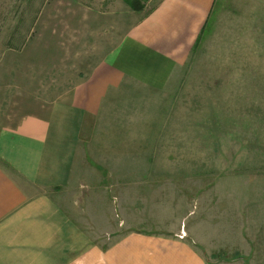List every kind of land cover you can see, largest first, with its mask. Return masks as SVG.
<instances>
[{"label": "rangeland", "instance_id": "1", "mask_svg": "<svg viewBox=\"0 0 264 264\" xmlns=\"http://www.w3.org/2000/svg\"><path fill=\"white\" fill-rule=\"evenodd\" d=\"M159 1L0 0V131L25 116H47ZM129 105L145 115L146 139L155 129L156 167L143 168L151 176L143 187L115 182L117 170L107 164L118 161L106 159L91 191L76 184L81 225L107 234L102 243L109 245L132 225L164 223L181 227L182 239L185 229L196 230L200 241L226 248L225 256L237 249L246 264H264V7L219 0L170 86L156 101ZM108 147L119 153L128 144ZM126 186L124 194L142 196L117 198ZM89 192L111 200L88 195L85 204L80 197Z\"/></svg>", "mask_w": 264, "mask_h": 264}, {"label": "crops", "instance_id": "2", "mask_svg": "<svg viewBox=\"0 0 264 264\" xmlns=\"http://www.w3.org/2000/svg\"><path fill=\"white\" fill-rule=\"evenodd\" d=\"M218 1L160 0L47 116H25L17 126L0 131V264L248 262L245 252L236 249L238 254L227 257L226 248L200 241L196 230L185 229L188 237L182 239L181 227L164 223L156 230L132 225L116 242L103 244L107 234L83 227L84 209L72 201L73 193L77 198L83 192L76 184L82 182L91 191L97 184L94 176L106 174L97 167L113 155L118 162L107 166L117 170L115 182L144 187L151 176L143 168L156 167V132L152 129L154 137L146 139L145 115L127 109L130 103L136 108L156 101V92L170 86L188 63ZM250 1L264 7V0ZM113 143L128 147L109 153ZM145 145L152 153L146 155ZM128 167L137 170L126 171ZM127 190L117 198L142 196L124 194ZM139 191L134 187L132 193ZM88 195L93 202L102 195L111 200L103 192H89L80 197L85 204Z\"/></svg>", "mask_w": 264, "mask_h": 264}, {"label": "trees", "instance_id": "3", "mask_svg": "<svg viewBox=\"0 0 264 264\" xmlns=\"http://www.w3.org/2000/svg\"><path fill=\"white\" fill-rule=\"evenodd\" d=\"M134 3H137V2H134ZM132 8L135 10V11H142L144 9L143 6H140V5H137V4H132Z\"/></svg>", "mask_w": 264, "mask_h": 264}]
</instances>
